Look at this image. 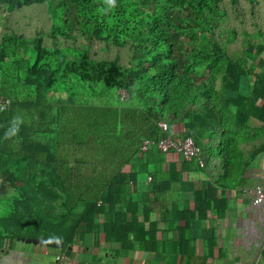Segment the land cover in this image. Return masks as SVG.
Returning <instances> with one entry per match:
<instances>
[{"label": "trees", "instance_id": "16d2710c", "mask_svg": "<svg viewBox=\"0 0 264 264\" xmlns=\"http://www.w3.org/2000/svg\"><path fill=\"white\" fill-rule=\"evenodd\" d=\"M0 97V240L216 259L264 154V0H0Z\"/></svg>", "mask_w": 264, "mask_h": 264}, {"label": "crops", "instance_id": "0c3cea01", "mask_svg": "<svg viewBox=\"0 0 264 264\" xmlns=\"http://www.w3.org/2000/svg\"><path fill=\"white\" fill-rule=\"evenodd\" d=\"M250 172L251 178H253L251 186L239 190L237 195L232 196L228 203V210L219 219L210 222L205 221L203 224L204 229L210 226L214 227L218 248H221L220 239L235 238L236 236H241L244 240L245 237L250 239L251 235L258 231V229L253 228L252 221V227L249 228L248 221L254 219L256 211L262 207L263 209L260 211L264 214V203L260 206H253L252 195L249 191L254 185H259L264 189V154L253 163ZM7 194H9L8 200L10 201L13 196V189L9 182L0 176V199L7 196ZM152 217L156 219L157 214ZM263 217L259 216L258 221L262 222ZM165 227L166 224H159V229ZM248 231L251 235L248 234ZM251 243L253 244V242H246V245L249 246ZM62 249L56 250L27 244L19 239H1L0 264H243V261H239L236 257L228 259L223 255L220 256L222 259L218 257L213 260H195L186 263L180 261L178 256L175 257L174 247H166L162 253L149 254L138 245L133 247L119 244L97 246L92 244L88 237L71 246H63ZM58 255L64 256V259L56 260L55 258ZM261 255L264 256V246L261 249Z\"/></svg>", "mask_w": 264, "mask_h": 264}, {"label": "rangeland", "instance_id": "374dc122", "mask_svg": "<svg viewBox=\"0 0 264 264\" xmlns=\"http://www.w3.org/2000/svg\"><path fill=\"white\" fill-rule=\"evenodd\" d=\"M238 46L239 43H235L230 45L229 48L230 50L237 49ZM8 197L9 194L0 199V217L5 216L8 211ZM262 209L263 207L260 210ZM260 210L256 211V216H254V219L248 221L249 228L252 227V221L254 224L253 228L258 229V231H255L252 235L248 231V234L251 235L250 239L245 237L244 240L243 237L236 236L235 238H223L219 240L223 256L227 257L228 259H234L236 257V259L239 261L242 260L243 264H264V256L261 255V249L264 246V217L262 222L258 221V217L264 216V214ZM245 241L247 243L253 242V244L251 243L249 246H247ZM221 257H219V259H222Z\"/></svg>", "mask_w": 264, "mask_h": 264}, {"label": "built area", "instance_id": "2783aa9c", "mask_svg": "<svg viewBox=\"0 0 264 264\" xmlns=\"http://www.w3.org/2000/svg\"><path fill=\"white\" fill-rule=\"evenodd\" d=\"M8 108H9L8 100L0 97V113L7 110ZM148 144H149L148 141H144L141 149L145 151ZM157 147L162 152H166L168 150H173L176 153L180 154L187 161L192 160V159H196L199 161L200 151L194 145L193 141L190 138H186L181 142H174L173 140L167 138L164 140H160L157 144ZM249 193H251V195H252V205L253 206H260L264 203V189H263V187H261L259 185H254L252 187V189L249 191ZM55 259L56 260H63L64 256L58 255V256H56Z\"/></svg>", "mask_w": 264, "mask_h": 264}, {"label": "water", "instance_id": "95a60500", "mask_svg": "<svg viewBox=\"0 0 264 264\" xmlns=\"http://www.w3.org/2000/svg\"><path fill=\"white\" fill-rule=\"evenodd\" d=\"M19 240L27 244L38 245L56 250L63 248V242L60 240H52L48 238H19Z\"/></svg>", "mask_w": 264, "mask_h": 264}]
</instances>
